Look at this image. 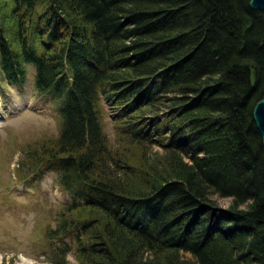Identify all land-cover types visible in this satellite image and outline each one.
<instances>
[{
	"label": "trees",
	"instance_id": "1",
	"mask_svg": "<svg viewBox=\"0 0 264 264\" xmlns=\"http://www.w3.org/2000/svg\"><path fill=\"white\" fill-rule=\"evenodd\" d=\"M26 64L59 109L55 143L28 147L17 168L54 170L70 197L45 230L51 264H71L70 252L79 264H264L252 119L263 11L249 0H0V85L20 84Z\"/></svg>",
	"mask_w": 264,
	"mask_h": 264
},
{
	"label": "rangeland",
	"instance_id": "2",
	"mask_svg": "<svg viewBox=\"0 0 264 264\" xmlns=\"http://www.w3.org/2000/svg\"><path fill=\"white\" fill-rule=\"evenodd\" d=\"M25 74L20 84L0 85V264H51L45 230L55 226L62 204L70 197L58 185L54 170L39 173L37 169L21 178L17 168L28 147L38 152L41 144L55 143L59 109L52 99L34 90L32 64L25 65ZM110 113L104 105L103 129L113 143L116 132ZM158 149L154 147L146 156L152 159L161 152ZM140 151L132 148L133 162L140 160ZM212 199L219 210L231 202L229 197ZM67 260L79 264L72 252Z\"/></svg>",
	"mask_w": 264,
	"mask_h": 264
},
{
	"label": "water",
	"instance_id": "3",
	"mask_svg": "<svg viewBox=\"0 0 264 264\" xmlns=\"http://www.w3.org/2000/svg\"><path fill=\"white\" fill-rule=\"evenodd\" d=\"M249 6L264 12V0H249ZM252 119L260 133L262 146L264 150V98L255 102L252 108ZM264 165V157H263Z\"/></svg>",
	"mask_w": 264,
	"mask_h": 264
}]
</instances>
